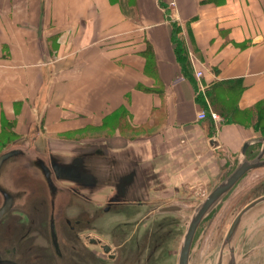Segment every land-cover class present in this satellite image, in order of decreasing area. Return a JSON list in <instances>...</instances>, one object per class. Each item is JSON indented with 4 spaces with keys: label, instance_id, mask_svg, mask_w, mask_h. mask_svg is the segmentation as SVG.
<instances>
[{
    "label": "crops",
    "instance_id": "crops-1",
    "mask_svg": "<svg viewBox=\"0 0 264 264\" xmlns=\"http://www.w3.org/2000/svg\"><path fill=\"white\" fill-rule=\"evenodd\" d=\"M232 104L246 118L264 108V0H0V136L10 142L0 152L23 144L67 157L68 141L70 155L101 156L107 180L134 168L135 196L147 188L170 202L209 190L226 149L235 156L262 135L228 120ZM85 130L107 139L83 148L72 136Z\"/></svg>",
    "mask_w": 264,
    "mask_h": 264
},
{
    "label": "water",
    "instance_id": "water-1",
    "mask_svg": "<svg viewBox=\"0 0 264 264\" xmlns=\"http://www.w3.org/2000/svg\"><path fill=\"white\" fill-rule=\"evenodd\" d=\"M54 151L15 144L0 152V264L106 263L89 250L85 238L107 235L101 222L112 204L96 206L60 183L89 182L84 166L91 155L82 152L64 161ZM226 157L230 164L208 191L198 193L201 198L150 206L141 218L148 222L160 213H174L184 220L182 233L173 236L161 220L154 221L132 249H125L121 234L115 233L103 246L115 257L107 264H157L171 233L177 239L175 264H264V191L236 206L247 189L264 180V135L246 139L235 156L226 149ZM36 184L45 194L37 196ZM82 202L91 208L80 211ZM11 225L29 229L13 235L6 231Z\"/></svg>",
    "mask_w": 264,
    "mask_h": 264
},
{
    "label": "rangeland",
    "instance_id": "rangeland-1",
    "mask_svg": "<svg viewBox=\"0 0 264 264\" xmlns=\"http://www.w3.org/2000/svg\"><path fill=\"white\" fill-rule=\"evenodd\" d=\"M261 113H264V112H262V110H261ZM248 116L250 117L249 113H248ZM261 116H262V119L260 122L261 125H260V127H258V130H255V135L261 134L262 131H260L259 129L264 127V114H262ZM245 122H247V124H249L248 119ZM105 130H94V131L93 130H88V131L85 130L79 134L80 135L79 137L72 136V138H78L77 140H79L83 144L82 147L86 148V146H89L92 142H96V141L98 142L101 140L106 141L105 139H107V138L103 137V135H102ZM105 134L112 135V132L108 131ZM60 139H62V137H60ZM63 139H65V138H63ZM61 142L63 143L62 148H64V150L68 149L65 151L67 154V157L62 156L61 159L64 161H67L68 158H69L68 161L74 160V158L77 157V154L75 152V153L70 155V153L73 150V146H70V144H72V143L68 142V141H61ZM9 143L7 142L6 134H2L0 136V149H3L4 147H6ZM96 162L97 161H94L93 164L90 163V165H92L93 167L97 166L95 164ZM100 167L101 166L99 165V168ZM84 169H86V166H84ZM94 171H95V174H94L95 177H94L93 181L87 182L85 184L89 187V189H86V188L80 186L79 184L71 187L70 185H73V183H71L69 181H64V182L60 181V183L64 184L65 186L70 187L71 190L76 191V193L79 194L81 197H83L82 199H84V200H85V198L90 200V198H89L90 194H88V191H94V190L96 191L99 189L98 191H96L92 195L91 200L94 202V204L96 206L103 207V206H105V204H107V200L109 199V197L112 194H114V188H112V187L102 188L104 185V181L107 179L106 177L108 174H104V175L100 176L99 173L97 172V169ZM82 185H84V184H82ZM40 187L41 186L38 184L35 185V189H36V192L38 194L37 196L45 194L44 188L39 190ZM187 189H186V194L182 195L180 193H176L173 195V197L177 200H182V201L200 198L199 196H197V194L194 197H192V196L188 197L187 194H189V191ZM143 190H144L143 194L140 193V195L138 196L139 200L161 198L159 196H156L154 193H151L152 190H149L147 188L143 189ZM247 190L245 193L246 195L242 196V198L240 199V201L237 203L236 206L240 205L248 197H253L256 194L264 191V180L261 183L257 184L254 188H251L248 191ZM37 198L39 199V203H40V200H43V197H41V198L37 197ZM166 202H167V200L164 201V199L162 198V200L159 201V203H156L155 205L163 204ZM113 203H116V202H113ZM113 203H111L112 206H111L110 210L105 213V217H104L103 221L101 222V224L103 225L104 229L106 230V234L110 238L112 237L113 234H115V233L119 234L120 233L122 240L124 241L125 249H129V248L132 249L135 247L136 238L141 237L142 234L147 229V227L152 226V223L154 222V221L149 222V223L141 222V218H142L143 214L145 213V211H147L149 209L150 206H153V203H149V204L142 205V206H140L138 204H136V205L130 204V202H120L119 204H113ZM38 206H40V204H38ZM86 206L88 209L91 208V206L89 204H86V202H82V207L79 210L80 211L85 210ZM97 210H99V209H97ZM164 215H167V216L172 215L173 218L175 220H177L181 226L185 225L184 220L180 221L174 213H160L159 215H157V217L164 216ZM173 218H163L161 220L160 223H162V227L164 228L165 232H168L171 229L170 225L173 221L172 220ZM228 220H230V219H228ZM26 222L28 225L30 224L29 221H26ZM28 225H27V227H28ZM7 226H8V223H7ZM20 226L21 225H19V226L18 225H14V226L11 225L10 226L11 230H6V231L9 232L10 234L14 235L17 232H21L23 230L25 231V229H29L27 227H23V229H22V228H20ZM184 228H185V226H184ZM6 231H4V233ZM180 231L172 232L173 236L175 234H176L175 236H178L177 234H179ZM183 231H184V229H183ZM169 242H170V245H175V243L177 242V239L176 238L171 239V241H169ZM169 242H168V244L166 243L167 246L169 245ZM157 258H158L157 264H166V261H165L164 257L162 256V254L158 253ZM105 264H107V263H105Z\"/></svg>",
    "mask_w": 264,
    "mask_h": 264
},
{
    "label": "flooded vegetation",
    "instance_id": "flooded-vegetation-1",
    "mask_svg": "<svg viewBox=\"0 0 264 264\" xmlns=\"http://www.w3.org/2000/svg\"><path fill=\"white\" fill-rule=\"evenodd\" d=\"M88 159H89L90 163H92V164L94 161H97V163L100 164L101 172L103 175L112 173L111 170L109 169V164L108 163L104 164L102 162L101 156L91 155V157H89ZM118 171H120V172L122 171V173L124 172V177L122 178L121 181L116 182L115 180H112V179H108V180L106 179L104 181V184L107 183L110 187L114 188V194H112L109 197V199L107 200V203H110V202L111 203H113V202H130V203L132 202V203H134L135 202L140 206L146 205L149 203H153V206H154L156 203H159V201L162 200V197L161 198H152V199H147V200H139V197L135 196L132 193L133 192L132 190L134 189V188H132L133 179L135 177L134 172H136V170L134 168H131V169H129V168L122 169L121 168ZM92 174H95V171ZM92 181H93V179H92ZM92 181H89V182H92ZM86 183H87V181H78L74 185L79 184L80 186H82L86 189H89V187L87 185H85ZM82 184H84V185H82ZM202 189H204V187L193 188L191 193L189 192V194H187V196L188 197H191V196L194 197L195 193H201ZM98 190H96V191H98ZM96 191L95 190L94 191H88V194H90L89 195L90 199H92V195ZM197 191H199V192H197ZM185 193H186V191H185ZM164 201H166V200H164ZM163 204H165V203H163ZM92 239H94L95 241L93 242ZM85 240L87 242V247L89 248V250L92 253L96 254L98 257L102 258L104 260V262L111 263V262L115 261V257H111L109 253L105 252L104 247H103L104 245L110 243V238L108 235H104L102 237L99 235L89 234V236L86 237ZM123 247H125L124 243H123ZM134 264H135V261H134Z\"/></svg>",
    "mask_w": 264,
    "mask_h": 264
},
{
    "label": "trees",
    "instance_id": "trees-1",
    "mask_svg": "<svg viewBox=\"0 0 264 264\" xmlns=\"http://www.w3.org/2000/svg\"><path fill=\"white\" fill-rule=\"evenodd\" d=\"M172 39L173 41L175 42L176 44V51L178 53V57H179V60H181L182 62V67L184 69V71H188L189 69V64H188V60H187V54H186V48H185V44H184V41L179 33V27H178V24L176 22H173V34H172ZM234 85H231V87H233ZM213 93V92H212ZM201 96V95H200ZM203 101L204 100V97L202 98ZM215 106L216 107H219V104H218V101L216 100L215 101ZM229 112H228V120H234L236 115H237V119L240 120V118L242 117L243 120L245 119H248V122H251L252 125L254 126V128L256 130H258V127H260V122H261V119H262V114L264 113H261V110L262 112H264V108H262L261 110H258L256 109V107L252 108L251 109V113L249 112L250 114V117L248 116L247 114V118H246V114H242V113H245V112H240L237 110V108L234 107V105L232 104V106L227 109ZM260 131H262V135H264V127L263 128H260L259 129Z\"/></svg>",
    "mask_w": 264,
    "mask_h": 264
},
{
    "label": "bare ground",
    "instance_id": "bare-ground-1",
    "mask_svg": "<svg viewBox=\"0 0 264 264\" xmlns=\"http://www.w3.org/2000/svg\"><path fill=\"white\" fill-rule=\"evenodd\" d=\"M68 159H67V161H68ZM87 168L88 167L86 166V171L88 172V173L85 174L86 175V180L92 181V179H94V178L92 177L91 173L88 171ZM164 216H159V217L152 218L147 223L152 222V221L162 220L163 218H173L172 215H169V216L164 215ZM170 227H171V232H176V231H180L181 230L180 233H182V231L184 229V225L181 226L180 223L178 221H176L174 218H173V223L170 225ZM171 234H169V236H168V239L170 241H171ZM162 252L164 254L163 256H164V259L166 261V264H175V258H176V253H177V242L175 243V245H170V242H169L168 247L165 250H163Z\"/></svg>",
    "mask_w": 264,
    "mask_h": 264
},
{
    "label": "built area",
    "instance_id": "built-area-1",
    "mask_svg": "<svg viewBox=\"0 0 264 264\" xmlns=\"http://www.w3.org/2000/svg\"><path fill=\"white\" fill-rule=\"evenodd\" d=\"M171 5H175V2H174V1L171 2ZM202 75H203V72H202V71H200V70L196 71V76H197V78H200ZM200 89H202V91H203V87H201ZM210 116H211L212 118H214V119H217V118H218L217 113L214 112V111H211V112H210ZM198 117H199V118H206V117H207V113H206V111L202 110L201 112H199Z\"/></svg>",
    "mask_w": 264,
    "mask_h": 264
}]
</instances>
